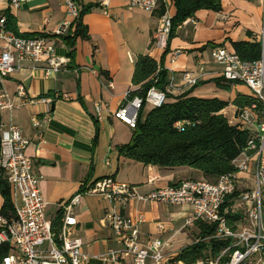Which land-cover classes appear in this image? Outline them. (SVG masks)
Returning <instances> with one entry per match:
<instances>
[{
    "label": "crops",
    "instance_id": "0c3cea01",
    "mask_svg": "<svg viewBox=\"0 0 264 264\" xmlns=\"http://www.w3.org/2000/svg\"><path fill=\"white\" fill-rule=\"evenodd\" d=\"M162 1L173 17L174 0ZM76 2L80 9L92 6L82 16L89 38L78 37L74 46L69 47L64 37L72 35L74 27L63 35H54L63 22L75 21L67 15L63 0H32L19 9L11 8L8 0H0V15L10 13L20 33L48 36L55 45L56 56L67 59L66 66L49 78L44 77L41 66L30 60L20 61L19 69L0 82V90L4 89L15 105L13 109L0 110L2 124L12 122L19 126L29 140L25 153L32 158L31 170L38 177L40 193L47 202L46 218L55 226L59 225L62 205L81 192L74 215L76 234L88 255L85 264H113L103 261L102 256L110 249L121 248L105 222V215L111 211L129 218L143 213L145 222L139 225L141 239L167 241L163 253L176 262L177 255L197 240L194 222L187 224L192 213L190 206L136 200L121 204L82 192V188L89 189L96 181L110 176L135 186L139 194H147L183 180L203 179L200 171L189 167L146 166L119 155L117 147L130 143L133 129L113 113L126 94L138 89L132 84L134 62L138 55L148 54L158 62L162 60L168 93L178 96L190 91L194 97L228 101L229 106L221 113L230 124H237V108L232 102L237 94H251L240 89L239 84H232L230 90L216 85L222 65L213 59L212 50L222 46L235 52L233 42L259 43L261 50L264 0H221L219 12L196 11L178 27L163 52L152 46L160 8L149 13L130 8L128 0ZM201 68L203 75L197 85L187 88L181 74L198 73ZM18 85L25 88L24 98L17 96ZM49 93L50 103L40 100ZM56 95L67 98H54ZM96 102L104 107L99 121L94 118ZM33 117L42 121L39 128L32 125ZM2 203L0 196V207ZM237 205L235 202L233 211L241 214L243 207L236 209Z\"/></svg>",
    "mask_w": 264,
    "mask_h": 264
},
{
    "label": "built area",
    "instance_id": "2783aa9c",
    "mask_svg": "<svg viewBox=\"0 0 264 264\" xmlns=\"http://www.w3.org/2000/svg\"><path fill=\"white\" fill-rule=\"evenodd\" d=\"M32 0H8L9 6L19 9ZM67 15L75 20L80 7L76 0H63ZM130 8L153 13L160 8V0H128ZM172 16L167 8L158 17L152 46L161 52L168 46L172 26ZM6 17L0 15V82L19 69V62L30 60L44 70V77L60 71L67 59L56 56L55 45L48 36L23 38L5 27ZM69 21L54 32L63 35L71 27ZM176 57V54L174 58ZM213 59L222 65L221 77L225 82L245 84L252 95L264 104V37L259 57L255 60L241 59L233 51L218 46L212 50ZM203 75L183 72L181 79L187 88L194 87ZM112 87V82H109ZM168 91V88H166ZM17 96L25 97L23 85L17 86ZM67 98L56 95L54 98ZM124 97L113 116L134 129L143 104L160 107L166 92L150 88L144 97ZM50 103L52 99L44 96L40 99ZM4 89L0 90V110L13 109ZM104 107L100 102L94 104V118L102 120ZM237 124H241L250 133L245 150L233 161L234 173L221 176L216 182L206 179H187L180 183L157 188L147 194H139L135 186L119 182L113 177L96 181L85 192L94 193L111 202L127 204L131 201H155L167 205H187L192 209L187 224L201 220L216 225L215 232L209 237L219 241L230 240L214 258L199 260L194 264H264V113L258 115L256 105L240 110ZM42 121L32 118V125L41 126ZM178 126L181 124L178 123ZM29 140L19 126L9 122L0 126V174L6 178L15 205L16 219L9 222L0 214V245L8 244L12 252L2 258L0 264H85L88 255L83 243L76 234L77 219L74 208L79 204L81 192L73 196L61 209V218L55 226L46 218L47 202L43 199L38 177L32 172V158L25 150ZM229 197L242 206L241 218L229 226L221 209ZM105 222L112 230L115 239L121 245L119 249H110L102 256L105 262L124 264H185L174 262L163 253L167 241L148 237L141 239L139 225L145 222L143 213L137 212L129 218L113 211L105 215ZM162 228V226H160ZM207 238V239H209ZM174 262V263H173Z\"/></svg>",
    "mask_w": 264,
    "mask_h": 264
},
{
    "label": "trees",
    "instance_id": "16d2710c",
    "mask_svg": "<svg viewBox=\"0 0 264 264\" xmlns=\"http://www.w3.org/2000/svg\"><path fill=\"white\" fill-rule=\"evenodd\" d=\"M174 4L176 13L171 20L169 40L178 27L186 19L194 16L196 11L204 9L219 12L222 9L221 0H174ZM91 7L87 5L80 9L79 16L69 28L74 27L73 34L68 33L64 37L69 47L74 46L78 37L84 40L89 38L82 16ZM164 8V3L160 0L159 15L164 12ZM3 15L6 17L7 30L23 38L33 37L18 31L16 21L10 13ZM233 47L241 59L255 60L260 54L259 43L233 42ZM73 54L74 50H71L69 56L72 58ZM215 83L225 90H230L232 84H239L225 82L222 77L216 78ZM132 84L138 86V89L130 91L128 99L136 96L144 97L152 87L166 92V97L160 107L151 106L145 110L147 104H143L130 143L117 147L119 155L146 166L189 167L200 171L203 178L210 182H216L221 176L236 171L233 161L245 150L251 136L241 124H230L228 118L221 113L229 106L228 101L194 97L190 95V91L173 96L166 91L167 71L162 68V60L158 62L148 54L136 57ZM232 104L237 108L236 116L240 110L250 108L252 105H256L259 116L264 113V104L253 95L237 94ZM178 123L181 125L178 126ZM86 190V187L82 188V192ZM0 196L3 200L0 214L12 222L16 219L15 205L9 184L2 173ZM233 206L234 198L229 197L221 209V214L225 216L229 226L234 225L241 218L240 213L233 211ZM194 225L198 229L197 240L185 247L177 255L176 261L194 264L199 260L214 258L229 246L230 240L219 241L209 238L215 232L216 225L201 220H195ZM11 252L12 247L8 244L0 245V263L2 258Z\"/></svg>",
    "mask_w": 264,
    "mask_h": 264
},
{
    "label": "rangeland",
    "instance_id": "374dc122",
    "mask_svg": "<svg viewBox=\"0 0 264 264\" xmlns=\"http://www.w3.org/2000/svg\"><path fill=\"white\" fill-rule=\"evenodd\" d=\"M239 86H240V89H243V91H248L251 95H252V93H251V91L249 90V88L245 85V84H242V83H239ZM147 108H149L150 106H146ZM230 112L228 111L227 112V115L229 114Z\"/></svg>",
    "mask_w": 264,
    "mask_h": 264
}]
</instances>
